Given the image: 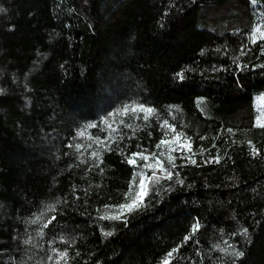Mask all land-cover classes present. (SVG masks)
<instances>
[{
    "label": "trees",
    "instance_id": "obj_1",
    "mask_svg": "<svg viewBox=\"0 0 264 264\" xmlns=\"http://www.w3.org/2000/svg\"><path fill=\"white\" fill-rule=\"evenodd\" d=\"M257 24L264 0H0V264H161L177 246L171 264H264ZM139 105L147 120L117 114ZM165 122L188 152L161 145ZM133 153L172 176L121 213L154 172Z\"/></svg>",
    "mask_w": 264,
    "mask_h": 264
},
{
    "label": "snow or ice",
    "instance_id": "obj_2",
    "mask_svg": "<svg viewBox=\"0 0 264 264\" xmlns=\"http://www.w3.org/2000/svg\"><path fill=\"white\" fill-rule=\"evenodd\" d=\"M259 40H264V31L261 30V26L259 24L255 25L251 31V34L249 35V41L251 43H257V41ZM243 54V53H242ZM178 76H180L181 78L182 77V74L181 73H178L177 74ZM129 110H131L132 112H143L145 115H144V119L147 120L149 115H151L153 112H154V109L152 108H146L144 107L143 105H139V106H132L131 109L129 108V106H125L122 110H119L118 111V115H124L125 113H127ZM165 127H170L169 125H167V122H165ZM257 126L259 127H264V123L258 121L257 122ZM87 127H96V125H88ZM109 127L111 128V125H109ZM112 131H115V129H112ZM174 131V130H173ZM229 132H231V129L228 130ZM85 135V132L84 131H81V132H78L77 133V136H84ZM180 139V135L177 134L176 136L173 137V141H179ZM98 143L101 144V146H103V142L102 141H99L97 140ZM170 142L167 141V140H162L161 141V145H165V144H169ZM249 144H251V142L249 141ZM184 146H187L190 150V144L187 143V140H185L184 144L181 145V147H184ZM76 149L79 150L81 145L77 144L76 146ZM158 147H160V145H158ZM174 149H169V151H173ZM252 153L254 155L258 154L255 147H252ZM93 156L99 158V153L98 152H94L92 153ZM161 155H164V153H161ZM133 157H140L141 159L147 161L149 159L148 156H144L143 154L141 153H133L132 154V157H128L127 158V162L129 164H135L136 163V160L133 158ZM153 159L155 160V158L153 157ZM169 163H172L173 161V158L169 155L167 157ZM216 162H219V158L217 157L216 158ZM191 163H195L194 160L191 161ZM174 166V165H173ZM145 167L146 168H159L161 171H164L166 172V176L167 178H171L172 176V173L170 171H167L166 169L163 168V165L162 163L159 161V160H155V163L154 164H148L146 163L145 164ZM140 181H139V191H137L135 193V196L133 199H131V202H126L125 204H122V205H119V210L121 213H123L124 211H128V212H131L133 211L134 209L138 208L141 203L143 202V197L144 195L146 194V191H147V184H146V181H152L153 179H155L157 182L159 180V177H156L155 176V172H153V176L152 177H147L145 176L144 173H140ZM134 180H135V177H134ZM130 191H131V188H130ZM49 211H54V208L53 207H49L48 209ZM42 217H38L37 219H40ZM102 219H107V218H110V217H107V216H104V217H101ZM111 218H119L118 216L116 217H111ZM55 217L53 216L47 223H45L43 225V227H48V224L52 222V220H54ZM36 221H33V223H35ZM199 223H196L192 226V230H191V233L189 235H186L184 237V241H188L191 239V236L195 234L196 231L199 230ZM245 234H246V230H245ZM25 243H28V241H25ZM179 250V246H177L176 248H173L171 251H169L166 256L164 257V259L161 261V264H171V259L172 257L174 256L175 253H177ZM235 256H240L242 255V253L240 252H235L233 253ZM66 256H67V253L66 252H62L60 253V257L61 259H66Z\"/></svg>",
    "mask_w": 264,
    "mask_h": 264
},
{
    "label": "rangeland",
    "instance_id": "obj_3",
    "mask_svg": "<svg viewBox=\"0 0 264 264\" xmlns=\"http://www.w3.org/2000/svg\"><path fill=\"white\" fill-rule=\"evenodd\" d=\"M255 101H256V108H257V112H258V121L264 123V97L261 95H256L254 97ZM177 133H175L171 128L166 127V138L165 140L169 141V144H166V146L168 147V149H174L173 152L178 153L180 156L181 154H184L186 152L189 151V148L187 146L181 147L182 144H184L185 140L182 136H180L179 141H173V137L176 136ZM188 143V141H187ZM189 144V143H188ZM155 160H159V159H155ZM155 160H147L145 161V163L148 164H154ZM160 161V160H159ZM153 169V171L155 172L156 175H161L162 171L159 168H151Z\"/></svg>",
    "mask_w": 264,
    "mask_h": 264
}]
</instances>
